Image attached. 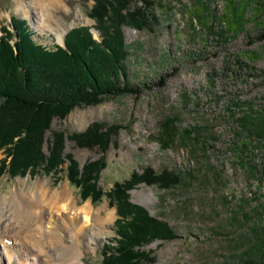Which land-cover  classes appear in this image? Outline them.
Returning a JSON list of instances; mask_svg holds the SVG:
<instances>
[{
	"label": "rangeland",
	"instance_id": "374dc122",
	"mask_svg": "<svg viewBox=\"0 0 264 264\" xmlns=\"http://www.w3.org/2000/svg\"><path fill=\"white\" fill-rule=\"evenodd\" d=\"M26 1L27 15L18 0H0V27L10 24L12 31L9 19H22L34 40L50 48L63 41L37 12L64 30L63 36L74 27H94L88 14L92 0H62L68 9H41ZM149 1L155 16L151 27H120L130 80L139 91L75 106L65 119H52L51 130L65 133L83 131L93 121L121 126L103 155L97 186L104 194L82 200L66 177L65 162L58 173L37 169L32 175H0V197L10 200L19 188L33 195L40 185L46 195L67 189L77 207L89 201L92 210L100 209L107 234L95 235L93 225L86 228L78 256L84 264H101L117 217L105 193L132 171L170 170L181 176L178 185L166 189L140 183L128 191L129 202L177 234L143 245L154 258L143 264H239L244 252L255 264H264V0ZM167 118L180 133L192 131L190 136L164 141L160 125ZM63 154L82 166L101 151L66 139ZM104 212H112L109 222ZM64 225L63 240L71 245Z\"/></svg>",
	"mask_w": 264,
	"mask_h": 264
},
{
	"label": "trees",
	"instance_id": "16d2710c",
	"mask_svg": "<svg viewBox=\"0 0 264 264\" xmlns=\"http://www.w3.org/2000/svg\"><path fill=\"white\" fill-rule=\"evenodd\" d=\"M152 3L143 0L137 6L131 0H93L88 14L100 40L82 25L68 30L64 47L50 48L35 41L26 22L16 17L10 19L13 31L6 25L0 28V150L4 153L0 175H32L37 169L58 173L66 162V177L79 189L82 200L90 197L95 201L104 194L97 179L104 166L103 155L110 142L115 143L113 137L121 126L93 121L83 131L65 133L51 130L52 119H65L75 106L96 105L109 97L139 91L130 80L120 27H151L155 20ZM191 133H180L175 121L167 118L159 135L170 142L176 136L185 140ZM66 139L80 148L98 147L101 155L80 166L71 154H63ZM181 181L178 173L166 169L156 173L147 167L114 182L105 196L117 215L115 234L104 245L101 264L154 262L151 251L141 247L154 239H175L177 234L168 223L129 202L128 191L140 183L169 189ZM243 254L239 264H255L250 252Z\"/></svg>",
	"mask_w": 264,
	"mask_h": 264
},
{
	"label": "bare ground",
	"instance_id": "6f19581e",
	"mask_svg": "<svg viewBox=\"0 0 264 264\" xmlns=\"http://www.w3.org/2000/svg\"><path fill=\"white\" fill-rule=\"evenodd\" d=\"M32 1L41 9H49L48 6L69 8L62 0ZM22 3L26 5L24 9L27 15L30 3L18 0L20 6ZM37 13L39 21L46 20L51 31L62 42L64 30L57 24L51 26L48 17L44 19V14ZM50 17L52 21V16ZM54 22L57 23V20ZM41 191L42 187L38 185L33 195L32 191L19 188L14 190L10 200L0 197V264H84L78 256L82 243L80 233L93 225L95 235L107 234L101 227L104 220L99 219L100 209L92 210L89 201L77 207L71 201L67 189L47 195ZM105 214L108 215L109 222L112 212ZM64 222L70 230L73 240L71 245L63 240Z\"/></svg>",
	"mask_w": 264,
	"mask_h": 264
}]
</instances>
